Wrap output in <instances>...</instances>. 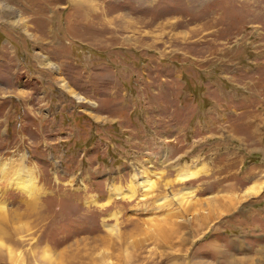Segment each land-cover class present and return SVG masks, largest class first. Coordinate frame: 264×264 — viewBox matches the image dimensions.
<instances>
[{
  "label": "rangeland",
  "instance_id": "rangeland-1",
  "mask_svg": "<svg viewBox=\"0 0 264 264\" xmlns=\"http://www.w3.org/2000/svg\"><path fill=\"white\" fill-rule=\"evenodd\" d=\"M0 243L264 264V0H0Z\"/></svg>",
  "mask_w": 264,
  "mask_h": 264
},
{
  "label": "bare ground",
  "instance_id": "bare-ground-1",
  "mask_svg": "<svg viewBox=\"0 0 264 264\" xmlns=\"http://www.w3.org/2000/svg\"><path fill=\"white\" fill-rule=\"evenodd\" d=\"M252 192V191H251ZM0 246H4V245H2L1 243H0ZM7 250V249H6ZM8 251V254L10 255V256H12V254H11V252L9 251V250H7ZM15 261H17L18 262V258H16V260ZM17 262H15V263H17Z\"/></svg>",
  "mask_w": 264,
  "mask_h": 264
}]
</instances>
